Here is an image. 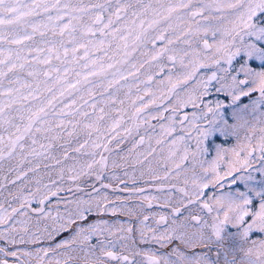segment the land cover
<instances>
[{
    "label": "snow or ice",
    "instance_id": "6c2138e0",
    "mask_svg": "<svg viewBox=\"0 0 264 264\" xmlns=\"http://www.w3.org/2000/svg\"><path fill=\"white\" fill-rule=\"evenodd\" d=\"M0 264H264V0H0Z\"/></svg>",
    "mask_w": 264,
    "mask_h": 264
},
{
    "label": "rangeland",
    "instance_id": "374dc122",
    "mask_svg": "<svg viewBox=\"0 0 264 264\" xmlns=\"http://www.w3.org/2000/svg\"><path fill=\"white\" fill-rule=\"evenodd\" d=\"M207 72V75H210L211 72L210 70H202V73ZM257 94H253V97H255ZM219 98L221 100H224L225 97L223 96L222 93H216L215 91V82H213V86L210 88V94L204 96L203 99V103L200 104V106L198 108L193 109L191 106H189L186 109H182L180 112V116L182 117L185 113L188 114V118L189 121H191L193 119L192 113L195 112L197 114L198 117H200L199 119V123L201 124V127H204L205 125H207L208 120H210L212 118V113H209L207 111V108L209 105H212L214 107V102L215 100ZM227 102V101H226ZM248 99L244 98L241 103H248ZM203 109V111H201ZM230 113V109L227 110ZM170 113H166L165 115H169ZM233 122L230 120V123ZM187 125V121L185 122ZM193 135H195V131L193 130ZM243 135L244 133L241 132L240 136H241V142H243ZM192 143L194 144L195 141L193 140ZM209 145V154L207 156V160L211 161L212 159L215 158L216 152V145H219L222 149H229V151L227 153H223L222 152V156L224 157V160L221 162L222 165H226L227 162L231 161L234 159L231 149L234 148H238L237 145V140L235 138V136H231L229 137V139H225L223 136H220L218 133L216 136L211 137L209 139L208 142ZM259 157V151H257L256 153H254L253 155V163L251 165L252 169H253V176L255 177L256 180L261 179V175L258 171H255V169H258L260 167L261 161L258 159ZM237 175H239V173H237ZM242 187V186H241ZM228 189L225 188V191H227Z\"/></svg>",
    "mask_w": 264,
    "mask_h": 264
}]
</instances>
